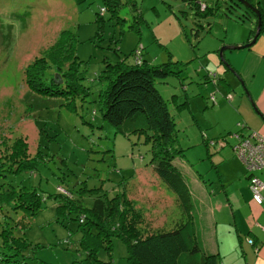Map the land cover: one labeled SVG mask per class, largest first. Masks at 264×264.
Segmentation results:
<instances>
[{"label": "rangeland", "instance_id": "374dc122", "mask_svg": "<svg viewBox=\"0 0 264 264\" xmlns=\"http://www.w3.org/2000/svg\"><path fill=\"white\" fill-rule=\"evenodd\" d=\"M197 1L128 0L112 10L103 0H0V193L36 190L42 197L40 207L30 210L13 208L15 200L0 198V234H23L39 244L38 257L55 264H91L79 244L76 212L55 208L62 201L60 191L76 203L100 207L102 214L119 194L127 196L141 210L147 231L170 229L184 215L179 199L169 197L174 199L175 192L153 169L149 132L135 130L145 125L144 114L118 125L103 116L105 78L101 81L100 74L112 73L107 62L133 63L134 49L141 45L143 60L168 62L174 71L155 85L175 120L174 145L181 149L177 155L196 173L216 172L209 156L205 158L203 133L231 120L234 126L242 124L236 116L238 104L233 103L245 86L236 74L235 88L218 76L205 83L196 70L201 61L211 60L205 55L213 51L226 72H233L237 57L226 53L233 58L229 60L224 51L245 47L225 48L222 56L219 50L224 44L248 41L223 42L247 24L242 15L248 7L241 2L229 9L230 0H202L212 8L204 14ZM153 29L168 42H160ZM216 55L213 60L219 65ZM55 73L68 78L65 85L61 80L58 88L46 91L29 86L35 74L49 84ZM226 89L230 92L224 93ZM208 181L214 184L210 176ZM106 250L101 257L108 264H131L119 237Z\"/></svg>", "mask_w": 264, "mask_h": 264}, {"label": "trees", "instance_id": "16d2710c", "mask_svg": "<svg viewBox=\"0 0 264 264\" xmlns=\"http://www.w3.org/2000/svg\"><path fill=\"white\" fill-rule=\"evenodd\" d=\"M103 1L115 10L120 3L128 0ZM239 3H241L239 0H230V3H227L228 8ZM210 9L212 11V8L207 5L201 11L207 14ZM248 11L257 17L254 10L248 7ZM75 61L73 58V62ZM106 65H110L112 73L109 77L100 74L101 81L105 78L103 116L112 124L118 125L125 118L135 117L138 112L144 114L145 125L136 127L135 130L149 132L146 133V139L151 143L153 169L175 192L187 219L174 224L170 229L158 227L147 231L146 227L142 226L144 218L141 210L135 208L127 196L119 194L117 200L120 199V202L117 203V200L113 199L102 214V211L97 210L101 209L100 207L89 208L76 203L59 188L58 191L61 193L58 194L62 196V201L55 208L66 206L76 212L73 216L77 217L81 231L79 244L85 250L86 258L91 264H108L109 260L105 261L101 256L106 253V249L114 247L115 236L125 242L131 264H218L217 253L204 250L202 241L189 224L191 205L189 186L174 162L175 157L178 156L177 152L181 151L174 145L175 120L168 107V100L155 85L157 79H163L169 72L174 71L173 67L168 62L152 64L145 59L141 63L122 59L107 62ZM42 79L40 75L35 74L31 80H28L29 86L46 91L50 87L58 88L62 85L55 80L58 77H54V74H51L49 84ZM62 80L64 84L68 78H62ZM1 171L0 169V175L3 176ZM35 191L25 190L17 193L6 191L0 193V198L15 200L13 208L36 209L40 207L39 198L42 200V197ZM96 210L100 213L99 215ZM102 215L107 217L106 220L101 218ZM57 220L60 221V217ZM109 223L110 227H108ZM5 224L11 225L8 220H5ZM12 231L14 233L13 228ZM25 238L23 234H0V264H55L38 257L36 247H40L39 244ZM82 260L85 261L84 259L79 261Z\"/></svg>", "mask_w": 264, "mask_h": 264}, {"label": "crops", "instance_id": "0c3cea01", "mask_svg": "<svg viewBox=\"0 0 264 264\" xmlns=\"http://www.w3.org/2000/svg\"><path fill=\"white\" fill-rule=\"evenodd\" d=\"M255 2L261 15V25L255 41L235 52L224 51L225 55L228 53L230 56L237 57L233 61V58L226 55L233 61L235 68L233 72H226L221 62H218L217 53L214 54L212 51L205 55L211 57V60L201 61L196 75L203 73L205 83H208L213 81L209 72L216 71L214 79L218 76V80H225L234 88L235 73L241 76L245 89L242 88V92L236 95L237 98L233 104H238L236 116L241 118L245 125L238 131L246 134L256 130L264 136V0H255ZM251 14L248 12L243 14L242 18H247V24L242 26L241 31L230 37H224L223 42L240 43L250 40L254 33V23H257V18L255 21L248 19ZM153 33L160 42H168V38L155 29ZM215 55L219 65L213 60ZM226 92H230L229 89L224 90V93ZM222 107L226 108L225 102L222 103ZM231 107L233 108L232 104ZM228 109L234 113L229 106ZM238 127L234 126V121L231 120L229 124H224L210 133H203V141L207 147L205 158L209 156L212 166L215 167L210 165V168L216 171L213 174L209 170L204 175V171L198 169L196 173L179 156L175 157L174 162L187 178L191 196L189 224L202 241L204 250L216 252L218 264H264V230L261 226L264 225V200L258 204L252 199L248 185V172L243 162L238 160L239 157H235L232 146L234 139L229 133ZM223 136H228L230 142L227 139V143L219 148L217 141L216 145L213 144L214 147L208 142V138L218 140ZM232 153L235 155L231 156ZM256 174L264 179V166L256 170ZM209 176L214 186L209 184ZM169 197L176 202L177 196H174V199L171 195ZM183 214L174 224L187 219L186 214L184 212Z\"/></svg>", "mask_w": 264, "mask_h": 264}, {"label": "built area", "instance_id": "2783aa9c", "mask_svg": "<svg viewBox=\"0 0 264 264\" xmlns=\"http://www.w3.org/2000/svg\"><path fill=\"white\" fill-rule=\"evenodd\" d=\"M199 9L204 10L207 6L205 1L198 0ZM105 11V6H101L100 13ZM142 45L136 46L134 49L135 59L133 63H141L142 59ZM211 77H215L216 71L209 72ZM245 125L242 121V124L239 125L241 128ZM230 136L234 139L232 143L234 153L239 157V159L243 162L246 171L248 172L249 179V188L251 191L252 199L261 204L264 200L263 190H264V179L260 178L256 174V170L262 168L264 166V136L261 135L256 130H251L249 133L242 134V131H231ZM216 141L218 144H225L227 142V137L223 136L214 140V138H209L208 142L211 145H216ZM216 143V144H215ZM63 190V188H60ZM264 230V225H261ZM249 241L252 242V239L249 238Z\"/></svg>", "mask_w": 264, "mask_h": 264}, {"label": "water", "instance_id": "95a60500", "mask_svg": "<svg viewBox=\"0 0 264 264\" xmlns=\"http://www.w3.org/2000/svg\"><path fill=\"white\" fill-rule=\"evenodd\" d=\"M240 2H243L245 5H247V7H249L250 9H254L255 12H257V25H256V28H255V31H254V34L252 35L251 39L248 40L247 42H244V43H241V44H224L223 46H221L220 50H219V55L222 56L223 54V50L225 48H241V47H246V46H249L251 45L255 39H256V36L259 32V29H260V25H261V22H260V11H258V7L256 5H254L251 1L249 0H239ZM236 74V73H235ZM237 75V74H236ZM54 77H58V79H55L57 82H60L62 80L61 77H59L58 73H55L54 74Z\"/></svg>", "mask_w": 264, "mask_h": 264}, {"label": "flooded vegetation", "instance_id": "af4514ba", "mask_svg": "<svg viewBox=\"0 0 264 264\" xmlns=\"http://www.w3.org/2000/svg\"><path fill=\"white\" fill-rule=\"evenodd\" d=\"M250 1V0H249ZM248 13H251V11L249 12V11H247Z\"/></svg>", "mask_w": 264, "mask_h": 264}, {"label": "bare ground", "instance_id": "6f19581e", "mask_svg": "<svg viewBox=\"0 0 264 264\" xmlns=\"http://www.w3.org/2000/svg\"><path fill=\"white\" fill-rule=\"evenodd\" d=\"M241 125V124H240ZM247 127V126H246ZM244 129V128H243ZM245 133V132H244Z\"/></svg>", "mask_w": 264, "mask_h": 264}]
</instances>
